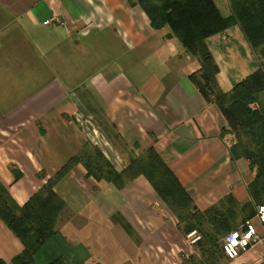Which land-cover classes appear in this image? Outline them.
I'll list each match as a JSON object with an SVG mask.
<instances>
[{"label":"crops","instance_id":"obj_1","mask_svg":"<svg viewBox=\"0 0 264 264\" xmlns=\"http://www.w3.org/2000/svg\"><path fill=\"white\" fill-rule=\"evenodd\" d=\"M214 2L229 16L228 0ZM207 45L223 92L261 65L238 26ZM199 70L168 27L154 30L128 0H0V182L23 206L89 143L75 115L92 107L120 136L100 146L117 171L130 159L126 149L133 157L153 147L199 211L229 200L251 203L255 172L247 160L231 159L235 137L222 134L224 116L192 81ZM254 107L264 112V92ZM12 169L22 174L17 181ZM54 191L65 203L54 236L63 246H108L105 226L120 215L136 236L124 234L117 220L123 264H181L193 254L183 251L185 234L144 176L118 190L86 177L78 164ZM22 250L0 220V260L12 264ZM263 262L264 241L233 264ZM84 264L99 263L89 257Z\"/></svg>","mask_w":264,"mask_h":264},{"label":"trees","instance_id":"obj_2","mask_svg":"<svg viewBox=\"0 0 264 264\" xmlns=\"http://www.w3.org/2000/svg\"><path fill=\"white\" fill-rule=\"evenodd\" d=\"M138 4L146 13L154 30L168 27L185 52L198 60L200 70L191 79L206 99H212L224 116L228 127L222 134H232L235 143L229 152L233 161L245 159L255 172L248 185L251 203L240 206L232 200L219 209L201 212L192 198L167 167L156 150L151 147L143 154L133 156L121 172L95 146L85 144L71 157L28 201L19 206L0 182V219L21 242L22 252L12 259V264H37L36 256L54 236L64 201L55 193L54 186L76 165L86 170V177L97 182L114 185L123 190L139 176H144L159 199L177 220L178 229L185 236L197 230L201 240L197 252L184 258L181 264H224L229 261L222 252L221 239L237 229L240 222L255 217L259 206L264 205V112L256 109L258 95L264 92V0H228L231 14L223 16L214 0H128ZM238 26L252 50L258 54L260 67L223 92L217 82L219 68L214 61L207 39ZM101 126H107L99 122ZM103 127L106 138L113 142L120 136L114 126ZM17 181L22 174L12 169ZM125 232L136 239L132 227L117 218ZM241 223V224H242ZM62 258L51 259L47 264H61ZM0 264H5L0 260ZM264 264V262L262 263Z\"/></svg>","mask_w":264,"mask_h":264},{"label":"rangeland","instance_id":"obj_3","mask_svg":"<svg viewBox=\"0 0 264 264\" xmlns=\"http://www.w3.org/2000/svg\"><path fill=\"white\" fill-rule=\"evenodd\" d=\"M226 11L228 12V15H230L229 14L230 13L229 6H226ZM93 110L94 109L92 107L91 108L87 107L86 110L83 108L81 111H79L75 115V118L78 117L80 120V123L76 122V125L80 129V131L84 134L85 138L87 139V142L89 141V145L95 146L98 149H100V146L104 145V142H106L107 138H106V133L102 130L103 127L99 123L98 118H96V116H95L97 113H94L95 110L94 111ZM127 150L128 149H126V152H127L126 157L131 158L132 157L131 150H128V151ZM100 151H101V149H100ZM107 160H109V159H107ZM113 167L115 170H117L114 165H113ZM161 206L163 207V205H161ZM164 210H168V209L165 207ZM168 214L170 216H172L171 212L169 210H168ZM117 218L121 219L122 217L120 215H117L115 220L108 221V223L106 224L107 226H105V229H107V231H108V238H107L108 246H63V243L59 240V237L54 238V239H51V241H49V243H47L38 252V254L36 256L37 264H47L49 261H51V259H54L56 257L62 258L61 264H84L86 262V260L89 259V257L94 258L96 261H98L99 264H123V262H126L125 261L126 257L124 255L123 250H125L127 248H125V246H121L122 239L117 236V232H118L117 228L118 227H115V223L116 224L118 223ZM240 221H241V218H239V220H238L239 226L237 227V229L240 228L246 222H248V221H246L245 223L243 222L241 224ZM249 221H251V220H249ZM4 225H5V223H4ZM93 225L95 227V224H93ZM103 227L104 226H102V228ZM119 230H121V228ZM124 232H125V230H124ZM124 234H127V233H124ZM104 235H105V233H104ZM59 236L61 237L60 234H59ZM185 237L186 236H184V240H182L184 246H181L183 251L186 253L188 251L190 254L191 253L194 254L195 252H197L196 245H190L188 243V241H186ZM130 239H131V237H130ZM222 241H223V238L221 239V243H222ZM124 242H125V240L123 239V243ZM258 244H260V242ZM185 245H187V246H185ZM257 245H255L254 247H256ZM254 247H252L249 251H251ZM130 251H132V250L130 249ZM249 251L245 252L243 255H245ZM88 254H90V256ZM243 255H241L239 258H241ZM96 257H101V260H98V258H96ZM222 260H223L222 262L224 264H233L236 261V260L225 261L224 259H222ZM2 261L5 264H7L4 260H2ZM143 264H146L145 261L143 262Z\"/></svg>","mask_w":264,"mask_h":264},{"label":"built area","instance_id":"obj_4","mask_svg":"<svg viewBox=\"0 0 264 264\" xmlns=\"http://www.w3.org/2000/svg\"><path fill=\"white\" fill-rule=\"evenodd\" d=\"M55 21L57 19L53 17L44 21L43 24L51 25ZM75 121L80 123L78 117L75 118ZM257 223L264 228V205L257 208L254 220L248 221L240 228L230 231L223 238L222 252L229 261L237 260L259 242L264 241V234L259 231ZM201 237V234L197 230H193L185 238L190 245H196L201 240Z\"/></svg>","mask_w":264,"mask_h":264}]
</instances>
